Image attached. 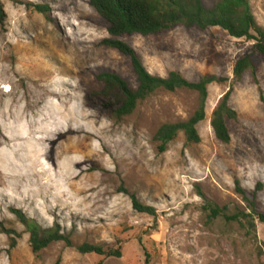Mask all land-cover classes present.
Masks as SVG:
<instances>
[{"label": "rangeland", "instance_id": "1", "mask_svg": "<svg viewBox=\"0 0 264 264\" xmlns=\"http://www.w3.org/2000/svg\"><path fill=\"white\" fill-rule=\"evenodd\" d=\"M249 1L264 29V0ZM0 4V264H264V223L256 221L253 238L209 217L208 207L247 212L238 182L250 200L257 194L255 210L264 214V57L255 78L234 74L253 41L184 27L119 38L152 76L218 80L208 86L201 141L181 133L162 152L154 136L194 115L197 92L160 90L113 120L89 108L86 94L101 87L99 74L133 89L137 77L128 57L102 44L110 35L90 0ZM226 94L237 115L227 122L229 144L211 127ZM132 195L156 214L137 212ZM14 210L69 236L72 246L55 242L35 254ZM86 243L121 256L81 254Z\"/></svg>", "mask_w": 264, "mask_h": 264}, {"label": "trees", "instance_id": "2", "mask_svg": "<svg viewBox=\"0 0 264 264\" xmlns=\"http://www.w3.org/2000/svg\"><path fill=\"white\" fill-rule=\"evenodd\" d=\"M90 5L108 28L110 38L104 39L102 44L117 50L131 60L138 85L136 89H133L128 82L116 74H99L97 81L101 87L85 96V102L89 108L119 121L134 114L142 102L160 90L168 92L189 90L198 93V108L188 121L165 124L157 131L154 140L160 144L162 152L181 133L184 134L188 143L198 144L201 141L198 126L206 117L208 86L218 80L215 77H205L197 83H191L177 72H171L167 78L152 76L134 49L119 38L134 34L143 37L160 36L177 27L194 28L200 31L220 28L232 38H244L254 42L252 50L242 56L235 65L234 74L237 80H240L248 71L255 78L261 58L264 57V29L257 24L249 0H217L212 7L205 6L203 0H90ZM40 10L42 13L46 12L44 9ZM3 19L4 11L0 4V20ZM229 96L226 94L223 97L211 119L215 137L224 144H229L231 141L227 122L235 121L237 117L236 112L229 107ZM236 184L237 192L248 204V211L229 214L226 208L208 205L209 217L222 218L227 223H236L242 232L255 238L256 221L264 223V214L257 213L255 210L257 194L253 193L250 200L239 183ZM131 198L133 208L137 212L156 214L152 207L140 203L136 196L132 195ZM13 213L29 232L30 243L35 254L55 242H65L68 246H72L70 237L61 234L57 229H42L20 211L14 210ZM77 250L81 254L121 256L120 250H105L87 243L78 247Z\"/></svg>", "mask_w": 264, "mask_h": 264}, {"label": "bare ground", "instance_id": "3", "mask_svg": "<svg viewBox=\"0 0 264 264\" xmlns=\"http://www.w3.org/2000/svg\"><path fill=\"white\" fill-rule=\"evenodd\" d=\"M42 130V129H41Z\"/></svg>", "mask_w": 264, "mask_h": 264}]
</instances>
